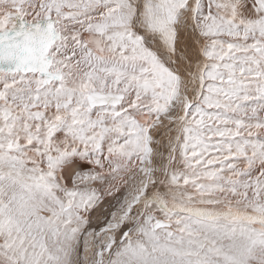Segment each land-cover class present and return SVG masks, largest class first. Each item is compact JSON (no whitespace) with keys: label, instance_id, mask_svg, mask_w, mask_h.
Masks as SVG:
<instances>
[{"label":"snow or ice","instance_id":"6c2138e0","mask_svg":"<svg viewBox=\"0 0 264 264\" xmlns=\"http://www.w3.org/2000/svg\"><path fill=\"white\" fill-rule=\"evenodd\" d=\"M0 264H264V0H0Z\"/></svg>","mask_w":264,"mask_h":264},{"label":"bare ground","instance_id":"6f19581e","mask_svg":"<svg viewBox=\"0 0 264 264\" xmlns=\"http://www.w3.org/2000/svg\"><path fill=\"white\" fill-rule=\"evenodd\" d=\"M166 139L165 137V143ZM162 151L166 153V149L162 148ZM81 164H83V167L79 166L78 172H87L91 168L90 165H86L82 162ZM105 171L107 172V169ZM124 178L127 179V177ZM130 185L131 181H129V184L125 185L120 183L119 180L114 181L109 178H105L103 182L97 181L95 184L91 185L97 189L100 200L89 214V230H99L112 220L113 213L118 212L121 204L124 203ZM109 189H111V192L108 191ZM129 227H131V224H125L124 230H127ZM119 235L120 233L118 232L117 237H119Z\"/></svg>","mask_w":264,"mask_h":264},{"label":"water","instance_id":"95a60500","mask_svg":"<svg viewBox=\"0 0 264 264\" xmlns=\"http://www.w3.org/2000/svg\"><path fill=\"white\" fill-rule=\"evenodd\" d=\"M78 165L81 166V167H83V164H81V162H78ZM79 166L75 169V172H78L79 171L78 170L80 168ZM75 172H73L71 174H68V178L66 179V183L70 184V182H71V176L72 175H75Z\"/></svg>","mask_w":264,"mask_h":264}]
</instances>
